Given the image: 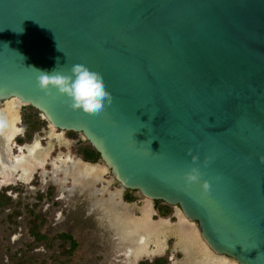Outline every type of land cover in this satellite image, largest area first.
Segmentation results:
<instances>
[{
  "label": "water",
  "instance_id": "obj_1",
  "mask_svg": "<svg viewBox=\"0 0 264 264\" xmlns=\"http://www.w3.org/2000/svg\"><path fill=\"white\" fill-rule=\"evenodd\" d=\"M76 63L112 95L98 115L36 86L35 69ZM11 98L81 133L122 187L179 206L216 254L264 264V0H0Z\"/></svg>",
  "mask_w": 264,
  "mask_h": 264
},
{
  "label": "rangeland",
  "instance_id": "obj_2",
  "mask_svg": "<svg viewBox=\"0 0 264 264\" xmlns=\"http://www.w3.org/2000/svg\"><path fill=\"white\" fill-rule=\"evenodd\" d=\"M11 101L0 100V120L12 115L14 129L7 157L26 169L35 165L28 172L0 164V264H139L157 256L163 264H204L203 258L237 264L213 252L179 206L159 202L167 213H150L153 201L138 191L118 224L112 201L126 190L101 159L82 162L79 148L91 144L81 133L53 127L29 105L5 107ZM138 207L147 208L148 217Z\"/></svg>",
  "mask_w": 264,
  "mask_h": 264
},
{
  "label": "clouds",
  "instance_id": "obj_3",
  "mask_svg": "<svg viewBox=\"0 0 264 264\" xmlns=\"http://www.w3.org/2000/svg\"><path fill=\"white\" fill-rule=\"evenodd\" d=\"M35 70L37 88L45 95H52L55 90L59 96L66 97L68 107L73 111L98 115L112 103V95L105 87L102 74L84 64L71 65L70 74H64L57 68L51 72ZM192 159L195 161L197 157L193 156ZM199 176V170L192 168L185 178L189 182H195ZM203 187H209L207 182Z\"/></svg>",
  "mask_w": 264,
  "mask_h": 264
},
{
  "label": "flooded vegetation",
  "instance_id": "obj_4",
  "mask_svg": "<svg viewBox=\"0 0 264 264\" xmlns=\"http://www.w3.org/2000/svg\"><path fill=\"white\" fill-rule=\"evenodd\" d=\"M8 119V120H7ZM13 119H14V117H13ZM2 122H4V120H2ZM5 124H7L13 131H14V129H13V127H12V119L10 120V117L8 118V116H7V118L5 119ZM58 129V128H57ZM61 130V129H60ZM14 133V132H13ZM84 148H93V147H81V148H79V154L81 155V158H82V162H86V163H88V165H90V166H92V165H94L96 162H97V160L98 159H101L100 158V156L99 157H97L96 159H94V160H92V159H87V158H85V156H84V154H83V149ZM94 149V148H93ZM95 150V149H94ZM4 153L6 154V159H7V161L9 160L8 159V154H9V151H7L6 150V148L4 147V148H2V150H1V156H3L4 155ZM36 157H39L38 156V153H36ZM9 162V163H8ZM8 162H1L0 164H2V166L4 167V165L3 164H9L8 166H11V167H13L14 169H16V167H18V168H21V169H25V170H27L28 172L31 170V168H32V166H34L35 164H33V165H31V166H29L28 167V169H26V167H24V166H22V164H18V163H16V164H14V162H10V160L8 161ZM0 167H1V165H0ZM14 169H12V170H14ZM27 174L28 173H26L25 174V176L27 177ZM94 174V173H93ZM93 176H95V175H93ZM124 188V187H123ZM125 193L123 194V198H122V200H114V201H112V204L116 207V212H117V214H118V216L120 217L119 219V221H120V223H119V221H118V224H124V221H125V219H127L128 218V215H130L129 214V212H130V207H131V205H132V202H134L135 200H136V198H135V195H134V193L136 192V190H131V189H127V188H125ZM144 197V196H143ZM105 199H109V197H107V198H105ZM151 201H153V205H152V207L150 208V213L151 212H154L155 210H157V212L159 213V214H161V215H164V214H162V211L164 210V207H157V203H159V202H163V201H161V200H151ZM144 204V203H143ZM142 206V205H141ZM166 208V207H165ZM138 210H139V215H141L142 216V214H143V216L144 217H148L147 216V208L145 209V207H142V208H140V207H138ZM141 210V211H140ZM150 215V214H149ZM130 224V223H129ZM132 226V225H131ZM145 227H150L151 225H144ZM133 227V226H132ZM132 229V228H131ZM180 230V229H179ZM138 237H141V235H139ZM177 240V239H176ZM174 241V245H177L176 244V242L177 241ZM182 252V251H181ZM150 255H152V254H150ZM149 255V256H150ZM219 255V254H218ZM201 256V255H200ZM225 256V255H224ZM143 257H146V255H143ZM154 257V256H153ZM158 257V256H157ZM154 258V260H152V262L151 263H146V262H143V261H141L139 264H141V263H146V264H153L154 262H155V260L156 259H158V258ZM202 257V256H201ZM227 257V256H226ZM203 258V257H202ZM163 259V258H162ZM200 259V258H199ZM204 260H202V261H204V264H209L208 262H205V258H203ZM164 260V259H163ZM201 260V259H200ZM197 264H200V262L199 263H197Z\"/></svg>",
  "mask_w": 264,
  "mask_h": 264
},
{
  "label": "trees",
  "instance_id": "obj_5",
  "mask_svg": "<svg viewBox=\"0 0 264 264\" xmlns=\"http://www.w3.org/2000/svg\"><path fill=\"white\" fill-rule=\"evenodd\" d=\"M82 151H83L85 158L87 159L94 160L97 157H99V154L93 148H84ZM166 213H167V208H164V210L162 211V214H166ZM63 236L68 238L69 240H72L69 235L63 234ZM163 263H164V260L162 258H158L155 260L153 264H163ZM141 264H146V263H141Z\"/></svg>",
  "mask_w": 264,
  "mask_h": 264
},
{
  "label": "bare ground",
  "instance_id": "obj_6",
  "mask_svg": "<svg viewBox=\"0 0 264 264\" xmlns=\"http://www.w3.org/2000/svg\"><path fill=\"white\" fill-rule=\"evenodd\" d=\"M10 100H13V101H11L10 103H9V105H7V106H5V107H10L11 109H14L15 107H17V104L19 103L18 102V100L16 99V98H11ZM12 115H10V117H11ZM12 125V124H11ZM2 133L3 134H5V132H8V135H13V130L7 125V124H5V119H4V123H3V125H2ZM1 147V146H0ZM2 148H4V146L3 147H1V149L0 150H2ZM9 161V160H8ZM9 163V162H8ZM9 165V164H8Z\"/></svg>",
  "mask_w": 264,
  "mask_h": 264
}]
</instances>
